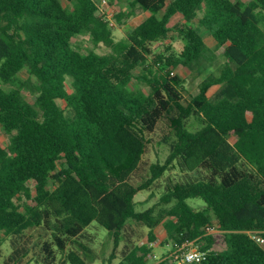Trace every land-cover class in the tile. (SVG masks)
I'll list each match as a JSON object with an SVG mask.
<instances>
[{
  "label": "trees",
  "instance_id": "trees-1",
  "mask_svg": "<svg viewBox=\"0 0 264 264\" xmlns=\"http://www.w3.org/2000/svg\"><path fill=\"white\" fill-rule=\"evenodd\" d=\"M69 1L0 0V84L9 85H0L9 135L0 144V245L11 247L3 264H93V223L114 242L101 264L121 245V264H169L148 257L159 224L173 248L197 241L210 250L196 264H264V246L250 234L264 238V0H130L115 24L137 8L148 13L119 40L96 0ZM83 34L110 52L74 48ZM174 35L184 41L179 54L171 43L156 51ZM218 53L219 73L186 99L172 69L202 73ZM163 122L168 155L153 162L147 154ZM153 190L164 206L138 210L137 194ZM207 225L224 233L225 249H214Z\"/></svg>",
  "mask_w": 264,
  "mask_h": 264
},
{
  "label": "rangeland",
  "instance_id": "rangeland-1",
  "mask_svg": "<svg viewBox=\"0 0 264 264\" xmlns=\"http://www.w3.org/2000/svg\"><path fill=\"white\" fill-rule=\"evenodd\" d=\"M247 1V0H246ZM64 6L70 7L71 3L69 0H62ZM130 0H112L111 4L107 6V11L111 14L117 13L118 11L130 10L129 5ZM146 14L145 11H143L140 8H137L135 11V15L128 19H123V24H115L113 32L114 37L116 40L123 39L126 37V32L130 30L132 27H134ZM112 20L115 19L112 16ZM176 21V19H173ZM172 20V22H174ZM172 22L170 24H172ZM201 32L204 35V39L208 46L211 48L214 47L215 43L213 42L214 38L213 36L204 28H201ZM73 46L76 49H79L81 52H87L89 50H94L98 53L104 54L110 52V48L107 47L105 44L101 43L98 45H95L93 41L91 40L90 36L87 34L83 35H75L72 39ZM168 43H171L172 45V51L173 53L179 54L180 51L183 48L184 41L178 36L174 35L173 38H168L162 42V44H155V48L157 49V52H161L163 50V46L167 45ZM218 59L215 62L214 65L208 66L202 73H199L197 68H187L184 66H179L176 69H172L175 74H178L182 80H183V95L186 99H190L193 95L197 94L200 90L201 83L204 79L210 74H218V69L220 64L223 63L224 59L222 55L218 53ZM29 74L26 70H23L19 77L21 79L28 78ZM4 88H9V85L0 84ZM131 87L136 88L139 87L145 91L149 90V87L146 84L138 83L136 80L132 81ZM219 88V85H214L209 89L208 94L212 96ZM68 89L71 90L70 82H68ZM24 94L28 97L30 101L34 100V97L28 92L24 91ZM58 103L61 106H65V101L59 99ZM190 128L192 130L198 129L201 124L198 119H192L189 121ZM161 129L158 132V135H155L154 142L150 144V148L148 151L149 160L156 162H164L167 155H168V147L161 142V133H163L164 130H167L166 124L163 122L161 123ZM235 136H231L230 140L233 142L235 140ZM160 139V140H159ZM9 143V135L4 132L0 125V144L3 147H6ZM30 185L33 186V182H30ZM162 191L161 190H153V192L150 191H141L137 194L136 200H137V209L138 210H144L150 206H155L157 208H160L164 206L160 201ZM190 204L196 206V207H204L205 203L201 198H192L188 200ZM88 232L91 236L94 237L93 246L96 251V254L98 258L94 261L93 264H101L102 262H107L112 251L114 248V242L112 239V236L108 233V231L101 225H98L96 223H93L88 229ZM147 232L148 229L144 228V235L140 238V241H146L147 240ZM156 236H157V247L155 246V250H153V253L157 255V258H161L166 256L168 253L163 255V251L171 250L173 248V243L169 240H167V232L163 227V224H159L155 228ZM214 236L216 237V241L214 243V249L216 250H223L226 248V241L224 237V233L217 228L214 231ZM264 246V242L262 243ZM122 245L118 247L116 258L113 260L112 264H121L120 261V249ZM168 247V248H167ZM11 252L10 244L7 240H2L0 245V264H3V261L5 257ZM156 259V258H155ZM155 259H150V262H156Z\"/></svg>",
  "mask_w": 264,
  "mask_h": 264
},
{
  "label": "built area",
  "instance_id": "built-area-1",
  "mask_svg": "<svg viewBox=\"0 0 264 264\" xmlns=\"http://www.w3.org/2000/svg\"><path fill=\"white\" fill-rule=\"evenodd\" d=\"M102 13L105 15L106 19L110 21L112 26H115L114 20H112V16L114 17V13L110 15L107 11V6L109 5L108 0H96ZM216 226L207 225L205 227V232L208 234H214ZM251 236L261 244L264 242V238L258 232H250ZM157 239L153 242H149L151 247L157 245ZM197 241H185L181 245L172 248L169 253L161 258H157V255L152 253L148 257L150 259L165 260L168 261L169 264H196L201 263L206 260L209 255V249H202L197 243ZM147 243V241H141V244Z\"/></svg>",
  "mask_w": 264,
  "mask_h": 264
},
{
  "label": "crops",
  "instance_id": "crops-1",
  "mask_svg": "<svg viewBox=\"0 0 264 264\" xmlns=\"http://www.w3.org/2000/svg\"><path fill=\"white\" fill-rule=\"evenodd\" d=\"M244 1H246V0H244ZM249 1H251V0H247L246 2H249ZM125 11H128V10H125ZM145 12H146V14L148 13L147 11H145ZM142 18H143V16H142ZM142 18H141V19H142ZM182 18H183L182 14L177 13V14H175V15L173 16V18L171 19L170 23L172 22L173 19H176V21H179V20H181ZM141 19H140V20H141ZM173 21H174V22H172V24H174V23L176 22L175 20H173ZM139 22H140V21H139ZM139 22H138V23H139ZM138 23H137V24H138ZM137 24H136V25H137ZM172 24H171V25H172ZM213 42L216 44L215 39L213 40ZM214 46H215V45H214ZM157 239H158V238H157ZM196 243L199 245L198 242H196ZM154 247H155V246H154ZM154 247H153V250H155ZM156 247H157V245H156ZM167 248H168V247H167ZM169 249H170V248H169ZM169 249L166 250V251H163L162 254L165 255L166 253H168V252L170 251Z\"/></svg>",
  "mask_w": 264,
  "mask_h": 264
}]
</instances>
